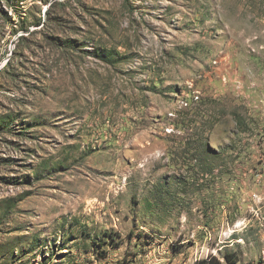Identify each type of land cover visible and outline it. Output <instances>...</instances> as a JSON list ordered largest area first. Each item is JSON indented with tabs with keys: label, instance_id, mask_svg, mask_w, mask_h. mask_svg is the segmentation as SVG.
Here are the masks:
<instances>
[{
	"label": "rangeland",
	"instance_id": "rangeland-1",
	"mask_svg": "<svg viewBox=\"0 0 264 264\" xmlns=\"http://www.w3.org/2000/svg\"><path fill=\"white\" fill-rule=\"evenodd\" d=\"M210 255L264 264V0H0V264Z\"/></svg>",
	"mask_w": 264,
	"mask_h": 264
},
{
	"label": "trees",
	"instance_id": "trees-1",
	"mask_svg": "<svg viewBox=\"0 0 264 264\" xmlns=\"http://www.w3.org/2000/svg\"><path fill=\"white\" fill-rule=\"evenodd\" d=\"M225 259L228 262H234L233 260L229 259L226 255H224ZM196 264H220L219 261L212 255L200 258L198 261H196Z\"/></svg>",
	"mask_w": 264,
	"mask_h": 264
}]
</instances>
